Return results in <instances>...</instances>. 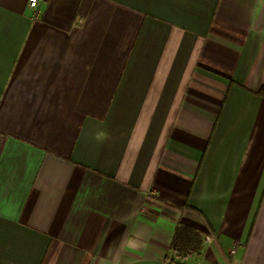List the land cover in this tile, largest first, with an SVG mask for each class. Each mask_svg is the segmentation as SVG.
I'll return each instance as SVG.
<instances>
[{
    "label": "crops",
    "instance_id": "0c3cea01",
    "mask_svg": "<svg viewBox=\"0 0 264 264\" xmlns=\"http://www.w3.org/2000/svg\"><path fill=\"white\" fill-rule=\"evenodd\" d=\"M28 1L0 0V264H264V0Z\"/></svg>",
    "mask_w": 264,
    "mask_h": 264
},
{
    "label": "trees",
    "instance_id": "16d2710c",
    "mask_svg": "<svg viewBox=\"0 0 264 264\" xmlns=\"http://www.w3.org/2000/svg\"><path fill=\"white\" fill-rule=\"evenodd\" d=\"M259 94H261V95H263L264 96V88H262L261 90H260V92H259ZM190 232H188V229L187 228H179V229H177V231L175 232V240H174V242H173V245H172V248H173V250L175 249L176 251H179V250H185L184 249V246H183V248H181L182 246H181V243H179V240L181 239V238H185L184 239V242L187 240V239H189L190 238V242L191 243H194L195 242V238H193V236H191L190 234H189ZM189 242V243H190ZM166 262H174V261H166Z\"/></svg>",
    "mask_w": 264,
    "mask_h": 264
},
{
    "label": "built area",
    "instance_id": "2783aa9c",
    "mask_svg": "<svg viewBox=\"0 0 264 264\" xmlns=\"http://www.w3.org/2000/svg\"><path fill=\"white\" fill-rule=\"evenodd\" d=\"M43 1L44 0H29L28 1V4H29V7L31 9L37 10ZM205 240H206V242H210L211 241V237H207ZM236 247H237L236 244L233 245L232 249L229 252L230 256H233L235 254ZM162 264H186V263H183V262H175L174 261V262H163Z\"/></svg>",
    "mask_w": 264,
    "mask_h": 264
},
{
    "label": "rangeland",
    "instance_id": "374dc122",
    "mask_svg": "<svg viewBox=\"0 0 264 264\" xmlns=\"http://www.w3.org/2000/svg\"><path fill=\"white\" fill-rule=\"evenodd\" d=\"M187 263H188V264H195V259H194V258H192V259H191V260H189Z\"/></svg>",
    "mask_w": 264,
    "mask_h": 264
}]
</instances>
